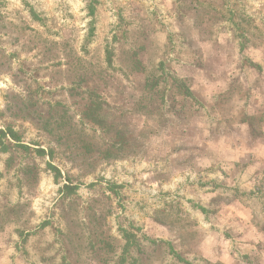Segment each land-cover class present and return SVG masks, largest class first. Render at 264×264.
Segmentation results:
<instances>
[{
    "label": "rangeland",
    "instance_id": "rangeland-1",
    "mask_svg": "<svg viewBox=\"0 0 264 264\" xmlns=\"http://www.w3.org/2000/svg\"><path fill=\"white\" fill-rule=\"evenodd\" d=\"M236 244L264 246V0H0V264H264Z\"/></svg>",
    "mask_w": 264,
    "mask_h": 264
},
{
    "label": "crops",
    "instance_id": "crops-1",
    "mask_svg": "<svg viewBox=\"0 0 264 264\" xmlns=\"http://www.w3.org/2000/svg\"><path fill=\"white\" fill-rule=\"evenodd\" d=\"M248 212H249V209L245 211V213H244L245 218H243L242 222L244 223L245 227H248L249 229L251 228V230H252V228L257 230L255 228L256 226L253 222H250V224L248 223L249 221H247V219H246V218H248ZM252 234H254V233H252ZM241 247H245L247 249V251L245 252V255L247 253L253 252V250H255V249H258L257 250L258 253L259 252L264 253V246L263 245L262 246H255L254 244H236V248L239 249ZM224 252H225V254L223 255L225 257L224 261H226L228 263H231L232 260L235 261L236 258L238 257L237 251H233V249H232V244H229V247L226 246V244H225Z\"/></svg>",
    "mask_w": 264,
    "mask_h": 264
}]
</instances>
